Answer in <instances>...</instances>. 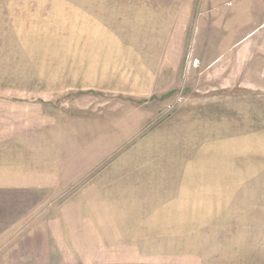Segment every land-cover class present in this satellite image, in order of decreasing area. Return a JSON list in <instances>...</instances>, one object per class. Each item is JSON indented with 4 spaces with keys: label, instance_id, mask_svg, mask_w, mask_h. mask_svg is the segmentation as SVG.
Masks as SVG:
<instances>
[{
    "label": "rangeland",
    "instance_id": "obj_1",
    "mask_svg": "<svg viewBox=\"0 0 264 264\" xmlns=\"http://www.w3.org/2000/svg\"><path fill=\"white\" fill-rule=\"evenodd\" d=\"M263 23L0 0V264H264Z\"/></svg>",
    "mask_w": 264,
    "mask_h": 264
},
{
    "label": "crops",
    "instance_id": "obj_2",
    "mask_svg": "<svg viewBox=\"0 0 264 264\" xmlns=\"http://www.w3.org/2000/svg\"><path fill=\"white\" fill-rule=\"evenodd\" d=\"M263 25H264V23H263ZM263 25H259V27H261V26H263Z\"/></svg>",
    "mask_w": 264,
    "mask_h": 264
}]
</instances>
